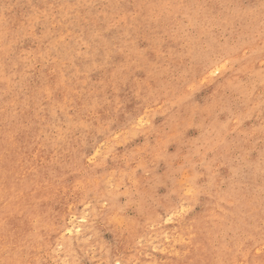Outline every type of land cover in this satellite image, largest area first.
Here are the masks:
<instances>
[{"label": "rangeland", "instance_id": "1", "mask_svg": "<svg viewBox=\"0 0 264 264\" xmlns=\"http://www.w3.org/2000/svg\"><path fill=\"white\" fill-rule=\"evenodd\" d=\"M0 264H264V0H0Z\"/></svg>", "mask_w": 264, "mask_h": 264}, {"label": "bare ground", "instance_id": "2", "mask_svg": "<svg viewBox=\"0 0 264 264\" xmlns=\"http://www.w3.org/2000/svg\"><path fill=\"white\" fill-rule=\"evenodd\" d=\"M56 39H57V38H56ZM72 106H73V105H72ZM72 106H71V107H72ZM188 232H189V230H188ZM188 232H187V233H188ZM185 234H186V233H185ZM185 234H184V235H185ZM179 235H180V233H179ZM189 235H190V233H188V236H189ZM178 240H179V239H178ZM182 241H183V240H182Z\"/></svg>", "mask_w": 264, "mask_h": 264}]
</instances>
